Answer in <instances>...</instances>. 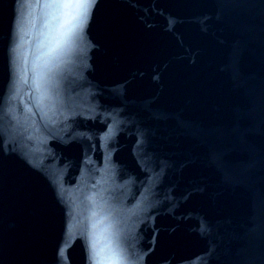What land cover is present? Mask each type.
Instances as JSON below:
<instances>
[{"label": "snow or ice", "instance_id": "1", "mask_svg": "<svg viewBox=\"0 0 264 264\" xmlns=\"http://www.w3.org/2000/svg\"><path fill=\"white\" fill-rule=\"evenodd\" d=\"M75 2H83V3H88V2H90V0H75Z\"/></svg>", "mask_w": 264, "mask_h": 264}]
</instances>
